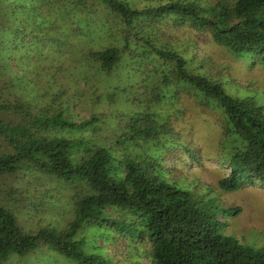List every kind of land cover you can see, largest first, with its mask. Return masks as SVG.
Segmentation results:
<instances>
[{"label":"trees","instance_id":"trees-1","mask_svg":"<svg viewBox=\"0 0 264 264\" xmlns=\"http://www.w3.org/2000/svg\"><path fill=\"white\" fill-rule=\"evenodd\" d=\"M255 56L264 0H0V264H264L220 198L264 187V107L226 80ZM185 97L223 115L216 167Z\"/></svg>","mask_w":264,"mask_h":264},{"label":"rangeland","instance_id":"rangeland-1","mask_svg":"<svg viewBox=\"0 0 264 264\" xmlns=\"http://www.w3.org/2000/svg\"><path fill=\"white\" fill-rule=\"evenodd\" d=\"M200 53L212 57L216 61H231L233 56L229 52H219L215 47H212L211 44L205 43L200 40ZM242 67L240 70L234 72L235 66L229 68L230 78H227L229 84L232 85V82L237 85V95L240 98L250 97L255 99V101L264 107V59L259 56H255L254 59L249 58V60L240 64ZM213 70V69H212ZM214 71V70H213ZM138 72V77H139ZM136 81L126 82L120 90V94L130 95L136 93L138 96V101L144 97L142 91H138ZM125 86L134 87L124 88ZM231 89L227 90L231 93ZM236 89V88H235ZM135 98V97H133ZM136 99V98H135ZM184 104L187 107L186 120L188 124L186 129L191 127L194 128L195 134L199 133L201 140L200 142L201 150L205 158L210 159V166H218V153L220 148H218L220 141L222 140V126L224 123L222 113L217 109L215 111L207 109L202 110L200 107H197L191 100H188V97H185ZM85 114V111H82ZM183 125V124H182ZM192 131V132H193ZM198 136V137H199ZM215 176V174H211ZM204 181H211L215 185L217 184L216 180H211L210 178L205 179ZM220 198L225 201L229 206H241L242 210L237 215H233L229 218L222 219L226 221V224L223 227V231L226 234L237 236L244 244H249L254 247H260L264 245V188L259 185L250 184L248 186L240 187L239 189L233 192H222L220 193ZM34 223V222H33ZM91 231V230H90ZM89 237H93V234L88 233ZM98 242L101 241V238H97ZM123 239L114 246L115 249H123ZM105 251L108 250V245L113 249V246L109 242L102 243ZM110 248V249H111ZM49 248L47 249L44 245L41 246L29 254L26 257H16L12 256V259L9 262L4 264H79L74 262L71 259L64 257L62 254ZM57 256V257H55Z\"/></svg>","mask_w":264,"mask_h":264},{"label":"clouds","instance_id":"clouds-1","mask_svg":"<svg viewBox=\"0 0 264 264\" xmlns=\"http://www.w3.org/2000/svg\"><path fill=\"white\" fill-rule=\"evenodd\" d=\"M229 78H230V77H229ZM226 80H227V79H226ZM227 81H228V80H227ZM229 82H230V81H229ZM232 83H233V82H232ZM234 84H235V83H234ZM227 168H228L227 170H228L229 172H231L230 169H229V167H227ZM254 184H255V185H259V186H261L262 188H264L260 183H254ZM248 185H250V184H246V185H244V186H248ZM238 239H239V238H238ZM239 240H240V239H239ZM240 241H241V240H240ZM241 242H242V241H241Z\"/></svg>","mask_w":264,"mask_h":264}]
</instances>
